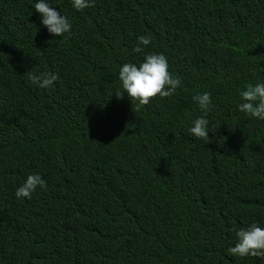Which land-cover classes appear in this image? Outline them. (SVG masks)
Segmentation results:
<instances>
[{"label":"trees","instance_id":"16d2710c","mask_svg":"<svg viewBox=\"0 0 264 264\" xmlns=\"http://www.w3.org/2000/svg\"><path fill=\"white\" fill-rule=\"evenodd\" d=\"M36 2L0 0V264H264L227 251L264 227V120L237 109L264 83V0H46L71 23L59 37ZM146 52L181 85L137 111L111 94ZM46 71L51 88L30 81ZM197 91L210 141L187 131ZM29 174L47 190L18 199Z\"/></svg>","mask_w":264,"mask_h":264},{"label":"clouds","instance_id":"9594fccd","mask_svg":"<svg viewBox=\"0 0 264 264\" xmlns=\"http://www.w3.org/2000/svg\"><path fill=\"white\" fill-rule=\"evenodd\" d=\"M71 3L73 8L78 11L95 7L94 0H71ZM34 9L41 16V23L54 37L63 36L65 33L70 32L71 23L69 20L61 15L56 8L51 7L46 0H38L34 4ZM150 43V36L140 35L137 37V45L133 48V51L144 52L141 45L147 46ZM29 79L40 88H51L53 83L59 79V76L56 73L46 71L30 74ZM118 79L120 82L119 87L111 95H115L120 99L127 94L130 102H138L136 104L137 111L157 96L161 98L173 96L181 85L180 78L169 71L167 57L163 53L156 52H146L139 65L131 62L124 63L119 68ZM239 97L241 102L237 105V109L240 112L249 117L264 120V83H247L244 89L239 92ZM192 99L203 112V115L192 119L191 126L187 131L195 138L210 141L208 135L209 121L206 116L208 111L214 107L211 95L207 91H197ZM216 129L212 131L215 132ZM37 187L46 191V181L39 174H29L26 180L15 189V196L18 199L31 198ZM235 235L234 246L227 249L230 255L264 258V227L253 222L247 227L236 230Z\"/></svg>","mask_w":264,"mask_h":264}]
</instances>
